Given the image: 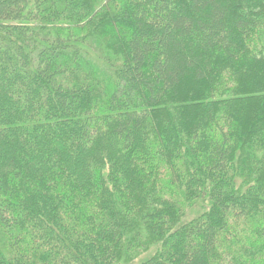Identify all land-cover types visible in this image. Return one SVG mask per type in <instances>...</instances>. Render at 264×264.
Listing matches in <instances>:
<instances>
[{
  "label": "trees",
  "instance_id": "obj_1",
  "mask_svg": "<svg viewBox=\"0 0 264 264\" xmlns=\"http://www.w3.org/2000/svg\"><path fill=\"white\" fill-rule=\"evenodd\" d=\"M149 252L264 264V0H0V264Z\"/></svg>",
  "mask_w": 264,
  "mask_h": 264
},
{
  "label": "rangeland",
  "instance_id": "obj_2",
  "mask_svg": "<svg viewBox=\"0 0 264 264\" xmlns=\"http://www.w3.org/2000/svg\"><path fill=\"white\" fill-rule=\"evenodd\" d=\"M185 87H187V86H185ZM202 208H204V204H202V203H197L194 206H185L186 213H185V217L183 218V220H188L192 216V214L199 212ZM149 254H150V252L149 253H142L140 255V257H137L136 259H134L132 261H125V262H121L119 264H137L139 262V260H142L143 258L148 256Z\"/></svg>",
  "mask_w": 264,
  "mask_h": 264
}]
</instances>
